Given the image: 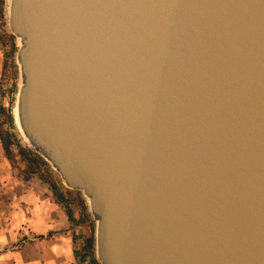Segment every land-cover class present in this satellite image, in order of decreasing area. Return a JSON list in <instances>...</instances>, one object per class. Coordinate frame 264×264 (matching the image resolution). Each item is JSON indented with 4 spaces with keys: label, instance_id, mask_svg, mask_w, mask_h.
I'll list each match as a JSON object with an SVG mask.
<instances>
[{
    "label": "water",
    "instance_id": "1",
    "mask_svg": "<svg viewBox=\"0 0 264 264\" xmlns=\"http://www.w3.org/2000/svg\"><path fill=\"white\" fill-rule=\"evenodd\" d=\"M8 25L20 132L101 264H264V0H11Z\"/></svg>",
    "mask_w": 264,
    "mask_h": 264
},
{
    "label": "crops",
    "instance_id": "2",
    "mask_svg": "<svg viewBox=\"0 0 264 264\" xmlns=\"http://www.w3.org/2000/svg\"><path fill=\"white\" fill-rule=\"evenodd\" d=\"M22 238L27 242L20 249H7ZM76 251L71 223L50 185L14 168L0 139V264H82Z\"/></svg>",
    "mask_w": 264,
    "mask_h": 264
},
{
    "label": "rangeland",
    "instance_id": "3",
    "mask_svg": "<svg viewBox=\"0 0 264 264\" xmlns=\"http://www.w3.org/2000/svg\"><path fill=\"white\" fill-rule=\"evenodd\" d=\"M19 46H20V40L12 34L8 25V0H5L4 2L0 1V109L4 108L7 111V113H11L14 120H15L14 111L16 107L15 105H17L18 102V93L21 86L20 69L17 63V51ZM0 124H1L0 129L2 130L10 129L11 134H13L12 135L13 142L15 143L19 142L22 146L33 149L29 145L25 137L22 135V133L20 132L16 124V121H15L16 129L10 128L6 123V115L3 114L0 116ZM14 150L16 153V160L15 161L10 160V162L14 166V168L18 169L22 173H25L24 171L25 166L22 163L21 157L17 153L16 147H14ZM52 170L56 172L53 168ZM47 184L50 185L49 183ZM63 185L72 192L70 193L71 194L70 199L72 200L73 208L76 211V217L79 221H81L82 219L81 204L79 203V197L77 193H73V191H77V190H72L68 188L64 184V182ZM50 187L52 188L51 185ZM82 196L86 198L83 195V193ZM72 234L75 239L76 250H79L80 245L83 243L84 238H86L87 236V230L81 223H79V225H76L72 228ZM37 239H38L37 236H32L30 237L29 240H37ZM25 242H27V240H25V238H22L21 240L15 242L13 245L8 246L7 249L18 250L20 249V246Z\"/></svg>",
    "mask_w": 264,
    "mask_h": 264
},
{
    "label": "trees",
    "instance_id": "4",
    "mask_svg": "<svg viewBox=\"0 0 264 264\" xmlns=\"http://www.w3.org/2000/svg\"><path fill=\"white\" fill-rule=\"evenodd\" d=\"M4 2L5 0H0ZM6 115V123L10 128L16 129L15 120L11 113L2 108L0 109V116ZM1 125V124H0ZM12 135L10 129H0V139L3 144L4 150L9 160H16V153L14 147L17 149L18 155L22 159V163L25 166V173L27 175H38L42 180L49 183L56 195L58 201L64 205L66 214L73 228L81 223L87 230V236L84 238L83 243L80 245L79 250L76 251V255L82 264H101L96 256V222L93 220L90 212L89 205L79 191H73L77 193L79 197V203L81 204L82 219L79 221L76 217V211L73 208L71 198L72 193L64 185L59 175L52 170L51 165L38 153L29 147L22 146L19 142L12 141Z\"/></svg>",
    "mask_w": 264,
    "mask_h": 264
},
{
    "label": "bare ground",
    "instance_id": "5",
    "mask_svg": "<svg viewBox=\"0 0 264 264\" xmlns=\"http://www.w3.org/2000/svg\"><path fill=\"white\" fill-rule=\"evenodd\" d=\"M10 4H11V0H8V14H9V11H10ZM15 111H14V116H15V121H16V124L18 126V128H20L19 130H21V126H20V122H19V117H18V102H17V105H15ZM22 131V130H21ZM27 142H28V139H26Z\"/></svg>",
    "mask_w": 264,
    "mask_h": 264
}]
</instances>
